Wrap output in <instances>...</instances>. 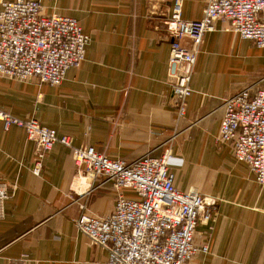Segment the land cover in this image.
<instances>
[{"label":"crops","instance_id":"obj_1","mask_svg":"<svg viewBox=\"0 0 264 264\" xmlns=\"http://www.w3.org/2000/svg\"><path fill=\"white\" fill-rule=\"evenodd\" d=\"M0 0V10H1ZM45 13L76 17L90 34L86 56L60 84L0 75V107L94 145L113 158L172 152L174 183L219 201L197 227L191 264H264V185L232 145L218 139L225 100L264 88V48L217 20L206 33L191 79L184 115L173 99L165 18L174 0H40ZM207 0H183V18L202 17ZM36 142L25 127L0 119V179L17 181L0 218V264H106L109 250L92 243L75 218L86 204L109 213L112 182L80 178L72 148L57 141L32 171ZM128 195L134 192L125 189Z\"/></svg>","mask_w":264,"mask_h":264},{"label":"built area","instance_id":"obj_2","mask_svg":"<svg viewBox=\"0 0 264 264\" xmlns=\"http://www.w3.org/2000/svg\"><path fill=\"white\" fill-rule=\"evenodd\" d=\"M0 10V75L20 81L60 84L69 68L86 56L90 34L71 15L45 13L40 0H2ZM183 0H174L165 26L172 37L169 73L177 112L184 115L193 91L191 79L206 33L225 20L227 28L264 48V0H207L203 15L183 18ZM218 139L232 145L237 158L250 164L264 185V88L245 87L225 100ZM5 128H26L35 140L32 171L39 175L44 159L59 141L72 148L80 178L112 182L117 191L112 210L96 215L81 203L75 218L78 229L92 243L109 250L106 264H191L208 245L195 243L197 227L209 221L219 197L198 190L183 191L174 183L170 150L144 154L126 161L113 158L94 145L77 146L70 135L42 124L36 117L23 119L0 107ZM17 181L0 179V218L6 200L15 194ZM130 189L133 195L124 192Z\"/></svg>","mask_w":264,"mask_h":264}]
</instances>
